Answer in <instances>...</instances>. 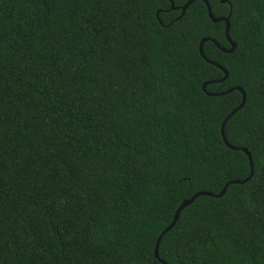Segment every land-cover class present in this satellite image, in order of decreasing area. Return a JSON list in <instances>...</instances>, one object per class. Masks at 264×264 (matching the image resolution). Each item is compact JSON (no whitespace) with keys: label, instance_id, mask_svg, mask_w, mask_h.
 Listing matches in <instances>:
<instances>
[{"label":"trees","instance_id":"trees-1","mask_svg":"<svg viewBox=\"0 0 264 264\" xmlns=\"http://www.w3.org/2000/svg\"><path fill=\"white\" fill-rule=\"evenodd\" d=\"M0 0V264H264V0ZM173 228L155 246L185 199ZM212 93V94H208Z\"/></svg>","mask_w":264,"mask_h":264},{"label":"water","instance_id":"water-1","mask_svg":"<svg viewBox=\"0 0 264 264\" xmlns=\"http://www.w3.org/2000/svg\"><path fill=\"white\" fill-rule=\"evenodd\" d=\"M171 1V8L172 9H180V7H176L175 6V3L173 0H170ZM195 0H189L188 2H186V4L181 8L182 9V14L181 15H184V13L186 12L187 8L189 7L190 4H192ZM206 3L207 5V8H208V12H209V16L211 18V20L213 22H220V21H224L226 23V29H225V35L228 39V41L230 42L231 44V47L230 48H224L222 47L215 39L211 38V37H204L201 42H200V46H199V50H200V53L201 55L209 62V63H212L216 66H218L219 68H221L224 72H225V76L221 79H215V80H208L206 81L204 84H203V89L206 90V86L208 84H211V83H216V82H222L224 80L227 79L228 77V71L227 69H225L222 65L216 63V62H213L211 60H209L208 58L205 57L204 55V49H203V45L206 41L208 40H211L213 41L218 47L221 48V50H223L224 52H227V53H231L235 50L236 48V43L232 40L231 38V35H230V27H231V23H230V15L229 16H221V17H216L214 14H213V11H212V8H211V5L209 3L208 0H202ZM222 2H226V0H222ZM234 89H238L239 91L242 92L243 94V100L241 102V104L235 108L224 120L222 126H221V133H222V136H223V139L225 141V143L232 149H235V150H240L242 149L245 153L248 154L249 158H250V162H251V167H252V171H251V174L248 178H246L245 180H233V181H229L225 186L224 188L222 189V191L218 194H215L213 192H209V191H200V192H197L195 193L191 198L189 199H185L182 204L177 208L175 214H174V218L171 222V224L166 227L162 232L161 234L159 235L158 239H157V242H156V246H155V256L163 263L164 260H162L159 256V247H160V243H161V240L162 238L173 228V226L176 224V222L178 221L180 215H181V212L183 211V209H185L186 207H188L189 205H191L195 199L201 195H206V196H211V197H221L223 196L227 189H228V186L231 185V184H244L246 183L254 174V165H253V159H252V156L249 152V150L247 148H240V147H237V146H233L229 143V141L227 140V137L225 135V124L226 122L228 121V119L238 110L240 109L241 107L244 106V104L246 103V98H247V95H246V92L245 90L242 88V87H237V88H231L223 93H214L213 95H222V94H226V93H229V92H232ZM208 94H212V93H208ZM166 264V263H165Z\"/></svg>","mask_w":264,"mask_h":264}]
</instances>
